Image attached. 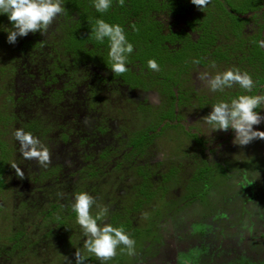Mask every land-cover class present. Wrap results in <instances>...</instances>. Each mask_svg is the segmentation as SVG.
Wrapping results in <instances>:
<instances>
[{"label":"flooded vegetation","instance_id":"1","mask_svg":"<svg viewBox=\"0 0 264 264\" xmlns=\"http://www.w3.org/2000/svg\"><path fill=\"white\" fill-rule=\"evenodd\" d=\"M219 1L224 2L225 8L228 6L226 0ZM260 4L259 8L239 15L243 22L242 32H247L250 37H256L257 46L259 41L264 40V0H261ZM176 7L174 10L160 3L158 10L150 12V15L155 14L153 20L157 21V27H160L161 33L165 36L161 45L169 49L170 53L183 48L185 40L195 43L204 36L203 30L199 28V22L193 21L199 9L193 7L192 3L186 8L179 4ZM207 7L212 6L208 4ZM89 10L92 14V9ZM110 11L117 13V8L113 5ZM143 15L141 13V16ZM71 19L72 17L65 12L56 18L45 35L39 32L29 33L26 37L31 38L28 43L32 45L28 46V43L23 41L26 44L25 49L29 48V51L21 52L24 44L21 45L19 41L24 37H18L20 47L18 54L24 57L19 62H13V65L8 64L12 73L7 75H11L9 80L13 82L11 86L15 85L16 90L13 91L12 98L10 92H6L5 89L3 100L8 102L11 98V101H24L27 98L30 99L27 105L37 104L46 118L38 112L28 121L35 128H23L26 132L36 133L37 138L39 135H47V141L44 143L47 148L50 147L49 142L52 140H57V144L49 149L52 153V162L48 167L40 168L35 160H26L27 163L19 166L24 172V177L18 191L24 188L21 191L24 194L19 192L18 196H14L13 207L6 212V217L10 214L17 215L24 206L25 209L34 206L33 201L42 207L50 199L48 194H44L46 191L51 193L54 191V197L60 196L61 189L68 192H70L68 189H71L72 192L78 184L81 186V192L89 193L96 199L97 204L108 208L105 222L109 224L117 214L129 220L137 229L144 224L146 216H150V219L151 215L158 218L156 233L150 234L149 228L144 226L148 238L143 242V247L152 246L153 256L149 257L143 251L135 250L136 254L131 256L129 261L124 258L114 259L112 264H215V261L209 262L211 253L224 256L230 253L228 251L230 247L243 253V246L238 243V240L246 238L243 230L237 231V236L231 235L230 232L237 226L243 229L248 227V224L256 226L251 222L250 214L253 212L250 211V206L247 207V203L242 208L239 219L234 218L226 209L214 210L204 220H201L203 217L199 214L192 219L184 215L185 212H181L185 218L178 212L181 205H192L199 200L200 206H204L203 199L212 194L213 189L206 179V174L208 171L213 172L214 162L222 167L226 166V163H223L225 155L239 147L233 143L234 130L208 133L210 127L204 121V117L212 111L213 105L221 101L231 102L230 94L226 92L227 88L222 93L212 92L197 79L198 72L207 71L211 76H215L231 69L230 66L224 68L221 66L222 63L215 61L217 54L213 55V52L217 48L221 49L219 36L212 37L215 39L214 43L209 42L210 62L205 65L193 63L187 72L175 73L176 78L162 83V77L146 68L139 59L128 61V72L119 76L113 74L110 69L107 38L101 44L95 38L85 35L84 37L88 38L82 42V48H86L87 51L76 54L75 51L67 49L61 44L60 28L65 25L71 26L72 23L76 25L75 22L71 23ZM169 37L172 39H168ZM127 40L130 41L128 38ZM94 41L98 44L93 45ZM148 41L150 42V39ZM133 47V52H136L134 45ZM74 50L78 51L77 47H74ZM226 55L229 56L230 52ZM42 56L47 57V60ZM64 58L67 59V65L64 64ZM234 59L237 60V56ZM213 63L215 67H212ZM48 64L49 68H45ZM52 77H55L54 81ZM111 95L113 99L110 98ZM42 99H45V102ZM18 108L24 112L28 107L22 103ZM256 111L264 116V108H258ZM15 115L10 116L8 113L11 120L17 123L20 116L19 113ZM20 121H23L22 124L25 123L24 120ZM56 123H62L64 127L56 130L54 128ZM166 134L179 140L187 135L192 142L188 139L183 145L188 147L191 143L192 150L168 155V148L161 143ZM14 148L12 164L22 155L16 151V147ZM31 161L35 164L30 165ZM12 164L4 172L6 182L8 172L15 170L11 167ZM107 165L113 173L109 171L103 173L102 170ZM195 165L199 170L194 177L192 173L196 171ZM77 168H82L81 172L86 175H80L81 178L72 179L61 186V177ZM172 169L181 172L182 183L169 180ZM91 171L95 172L93 177L89 176ZM33 173L35 175L31 177ZM45 173L50 177L51 190H47L45 187L47 185L43 186L44 189H39L40 186L36 184L37 177ZM57 175H60L59 179H56ZM239 178L245 194L250 193L248 201L250 203L251 198H254V192L251 190L254 181L256 183L259 181L247 179L242 173ZM55 183L59 184L57 188ZM188 183L193 186L190 192L184 189ZM184 192L187 193L186 196L183 195ZM74 195L72 194L71 199L62 200L61 203L64 206L69 204L72 206ZM158 197L161 200L174 201L173 206L160 211ZM0 204L5 206L7 203L3 201ZM6 207L8 209V206ZM97 211L94 205L91 214L95 216ZM182 219L187 220L186 227H183L185 222ZM248 220L250 221L247 224ZM29 228L26 231H29ZM33 231L32 233L36 234L38 229L34 228ZM248 231H252V228ZM41 238L27 240L23 246L31 249H37L39 246L44 249L46 246L50 247L45 256L54 259V246L50 239ZM250 240L252 239L249 238ZM206 255H209L207 260ZM1 258L2 264H16L14 261L10 262L12 259L8 254L3 253ZM226 262L228 261L222 264H229Z\"/></svg>","mask_w":264,"mask_h":264},{"label":"trees","instance_id":"2","mask_svg":"<svg viewBox=\"0 0 264 264\" xmlns=\"http://www.w3.org/2000/svg\"><path fill=\"white\" fill-rule=\"evenodd\" d=\"M260 1L261 0H226L228 6L225 8L223 6L224 2L211 0L209 4L212 7H207L206 10L204 8L202 11L199 10L198 15H195L193 20L199 22V28L203 30L202 33L204 36H201L195 43L185 40L183 42V48H179L176 51L173 50V53H170L169 49L161 45L162 39H165V36L161 33L160 27H157V21L153 20L155 14L150 15V12L152 10H158L160 8V3H162L164 7L168 6L174 10L177 9L176 6L178 4L186 8V6L191 3V0H125L123 7L119 6L118 0H113L112 7L114 5V7L117 8V13L113 12L114 14L110 11L112 7L106 13L97 12L93 6L94 0H63V6L66 9L65 12L72 17L71 23L75 22L76 25L72 23L71 26H61L62 36L60 37V41L63 46L75 51L77 54L85 50L87 51L86 48H82V42L88 38L84 37L85 35L94 39L93 28L95 27L96 20L103 19L109 24H119L123 27L126 38L130 40L128 42H132L131 44L134 45L137 50L128 56V61L139 59L146 68L150 69L148 67V61L155 60L160 70L154 72L162 77L161 82L164 83L165 81L167 82V80L169 81L170 79L176 78L175 73L179 74L181 71L187 72L188 68L193 65L194 60H199L203 65L210 62L209 57L211 54L209 53V46L211 45L209 42L214 43L213 41L215 39L212 37L219 36L221 49L217 48L213 52V55L217 54V59H215V61L220 64L222 63L221 66L224 68L230 66L231 69H239L241 72L249 73L255 82V87L251 92H245L239 85L227 88L229 92L227 90L226 92L230 94V100L238 98L240 95H264V50L256 45V37H250L247 32H242L243 22L239 17V15L245 14L247 11L259 8L261 5ZM143 6H147L148 8H144ZM193 7L197 8L194 5ZM89 8L92 9V14L89 12ZM203 11H206L205 14H202ZM141 13L144 15L141 16ZM11 29L12 24L9 22L7 15L0 14L1 51L13 49L14 52L18 49V38L15 44L7 42V31ZM148 39H150V42ZM168 39H172V37ZM97 44L98 43L94 41L93 45ZM25 45L26 44H24V46ZM27 45L29 46L32 44L28 43ZM74 47H77L78 51L74 50ZM164 51L166 53H164ZM228 52H230L229 56L226 55ZM236 56L237 60L234 59ZM166 66L174 68V76H168L166 73L164 74V68ZM11 73L12 69H10L8 63L5 61L2 63L0 61V79L5 77L9 80L11 75L8 76L7 74ZM54 80L55 77H52V81ZM9 83H11V85L13 84L11 81ZM4 86L6 85L4 84ZM0 90H2L3 93L5 89L1 86ZM22 125L29 129L35 128L33 124L31 125L29 123ZM4 172L0 170V187L7 185ZM94 173L95 172L91 171L89 176L93 177ZM54 185L56 188L59 186V184L56 183ZM60 185L62 186L63 184ZM79 186L80 185L77 184L74 189L75 195L81 193V186ZM47 190L51 189L47 187ZM53 195H55L54 191H52V193L49 191L50 199L46 202V207L44 205L41 207L33 201L34 206H30L25 210H19L21 214L19 215L20 221H15V215L13 214L6 217L5 214L8 209L6 206L0 204V222L4 220V222L1 223L2 225H0L3 229L5 228V233L8 234L7 238H3V236L0 237V264H2L3 259L1 256L3 253L11 256L12 261L10 262L14 261L16 264H68V260L72 261V264H75L74 252L76 249H79L86 256L85 264H101V261L93 254L87 253L84 249V240L86 237L84 236L83 229L77 223V214L73 211L72 206L70 204L64 206L61 203L62 200L52 199L51 197ZM32 211H34L37 216L43 215V224L39 222L35 223L32 219L27 220V217H30ZM54 224L57 226L55 227ZM111 225L116 228L122 227L130 238L136 240L134 232L137 231V228L133 227L131 222L126 218L117 214V216L113 217L111 220ZM8 226H10V228ZM27 228H29V231H26ZM34 228L38 229L36 234L32 233ZM148 231L151 233L150 228ZM54 236H60L59 238L61 239V241L57 243V247L54 248V253L52 252L54 254V259L51 257L49 259L48 257L46 258L45 253L47 251L41 246L37 249L25 248L23 246L25 241H30L32 238L36 240L41 237L49 238ZM37 243L40 244V241ZM141 245L143 246V243ZM141 245L135 244V250L140 249ZM118 250L120 253L119 257L107 261L106 264H112L114 259L120 260L123 258L124 253L127 252V249L123 245L118 246L116 251L118 252Z\"/></svg>","mask_w":264,"mask_h":264},{"label":"rangeland","instance_id":"3","mask_svg":"<svg viewBox=\"0 0 264 264\" xmlns=\"http://www.w3.org/2000/svg\"><path fill=\"white\" fill-rule=\"evenodd\" d=\"M57 33H55L56 35ZM35 38V37H34ZM22 41H19L20 44H24L23 41H26V43H28V41L31 40V38H27L24 37L21 39ZM5 41V40H4ZM15 48V47H13ZM18 48L19 45H18ZM30 49H25L24 45H22L21 48V52H25V51H29ZM10 51V52H9ZM9 51H1L0 49V61L3 63V61L7 62L9 65H13V62L16 63V61L19 62L20 59H22V57H24V55H20L18 53H20L19 49H17V51L13 52V49L9 50ZM3 52V53H2ZM39 57H41L39 55ZM42 58H44L42 56ZM47 57H45L44 59H46ZM10 62V63H9ZM64 64L67 65V59L64 58ZM49 65H46L45 68H49ZM164 71V74L166 73L168 76H174L173 72L175 71L174 68L166 66ZM8 83H7V82ZM11 80H7L5 77H2L0 79V87L2 86V88L6 89V92H10V97L13 98L14 93L13 91L16 90L15 89V85L11 86V83H9ZM12 82V81H11ZM4 84L7 86H4ZM14 87V88H13ZM11 90V91H9ZM2 90H0V170H2V172H6V170L9 169L10 164H12V161L14 158V147H16V151L19 152V142L15 140L14 138V132L16 129H23L25 132L26 130L23 128V125L20 126L23 121L20 120H24L26 124L28 123V121L31 120V118H33V116H35V114L39 112L40 115H42L43 113L40 112V109L37 107V104L35 105H27L28 102H30V99L26 100L24 99V101L21 100H17V101H11L9 100L8 102L6 100H3L5 98H3L5 96V94L3 95ZM45 97V95H44ZM111 99H113V95L110 96ZM20 99V98H18ZM107 99V98H106ZM45 102V99H42ZM28 101V102H27ZM25 104L28 108H25V111L23 112L20 108L21 104ZM104 105L106 106L107 104L104 103ZM41 106V105H39ZM17 109V111L15 112V109ZM28 109V110H27ZM6 110V111H5ZM43 110V109H42ZM9 113L10 116H14V114H16L15 116L18 115L20 116V120H17V123L14 120H11V117L8 116L7 113ZM18 112V113H17ZM13 113V115H12ZM42 116L45 117V115L43 114ZM11 120V121H10ZM18 122H20L18 124ZM17 124V126H16ZM56 126L54 127L56 130H59L60 128H63L64 125L61 123L59 124H55ZM255 130L258 131H264V121H262L259 125L254 126ZM53 131V130H52ZM31 133V132H30ZM33 135L36 137V133H33ZM48 136L47 135H39L38 139L41 141L42 144H44L47 141ZM215 138H216V134H215ZM181 139V137H180ZM189 139V141L192 139L189 138L187 135L183 136L181 140L178 139H174L171 137V135L166 134L165 136H163V139H161V143L164 144L165 147L168 148V152L167 154H174V153H179L182 151H191L192 150V145L191 143L189 144V146L186 147L183 145V142H187V140ZM217 139H220L217 137ZM234 140V139H233ZM54 141V144H53ZM188 141V142H189ZM15 144V146H14ZM57 144V140H52L51 142H49V146H54ZM238 145V144H237ZM238 149H233L230 151H234V152H230L229 154L225 155V159L223 163H226V166L222 167V165L214 162L215 166L213 169V172L210 173V171H208V174H206V179L208 180V182L210 183V186L213 188L212 189V194H209V196L205 197L203 199L204 202V206H200L201 203L199 200L198 202H196L195 204L192 205H188V206H184L181 205L179 208L180 215L182 217L185 218L184 215L188 216V217H192V219H194L193 217H195L196 215H200L203 217L204 220L206 217H208V214H212L214 210L219 211L222 209H226L228 212L232 213L234 218L236 217L237 219H239L241 217L242 214V208L245 206V203H247V207L250 206V211L253 212L252 215L250 214V218H251V222L256 224V226L252 227L249 223L250 220L246 221L248 224V227L246 228H241L240 226L235 227L234 229H232V231L230 232L231 235H238V232L243 230V235H245V240L242 239V241L238 240L239 245L243 246V253L242 252H238L236 248H232L230 247V249H228V251H230V253H226V255L223 256V254H215L211 253L210 261H215V264H222L225 263V261L227 260L228 262L226 263H231L232 260L234 262H232L231 264H243V262H245V264H264V140H260V139H256L253 142H251L250 144L246 145V146H240L238 145ZM50 147L48 149H50ZM240 151V153H238ZM177 153V154H178ZM27 163L26 160H24L23 156H19L16 164H18V166H22L23 164ZM196 163L199 165V163L196 160ZM30 165H34L35 162L31 161L29 163ZM41 168V166H40ZM196 169V171H193V176H197V171L199 170V168L195 165L194 167ZM82 168H77L76 170L72 171L71 173H68L65 176L61 177V184L67 183L70 180H74V179H79L81 178L80 175H86V173L81 172ZM107 169V170H106ZM111 169H108V165L106 166V168L103 171H110ZM171 172L169 173V180L171 182H179L182 183L183 180V175L181 174V172L172 169L170 170ZM56 173V172H55ZM107 173V172H106ZM113 173V172H112ZM111 173V175H112ZM181 175H180V174ZM244 175V177L246 176L247 179H253V180H258L259 182H255L254 181V187L251 189L254 192V198H251L250 203L249 201V197H250V193L247 192L245 194V190L241 187L240 185V178L239 176ZM31 174V173H29ZM35 174L33 173L31 177H33ZM59 179L60 175H57ZM193 179V177H191ZM14 180H17V182H13ZM21 178L18 177L16 175L15 170L14 171H10L8 172V178H7V184L5 186H1L0 187V191L2 192L0 194V202L2 203L3 201L5 202V206H8V210L13 207L14 204V196H18V193L20 192V194H24L21 193V191H23V189L19 190V187L22 186V181ZM49 181H50V177L48 175V173L45 175H41V177H37V185L40 186L39 189H44L43 186L48 187L49 189ZM13 182V183H12ZM184 182V181H183ZM256 184V185H255ZM74 185V183H73ZM186 192H190L191 190H193V186L188 183L186 184V187L184 188ZM66 190V189H65ZM65 190H61L62 195L60 194V196H55L54 195L51 197L52 199H60V200H65L67 198L71 199L72 194H74V191L71 192V189H68L70 192L65 191ZM249 190V189H248ZM186 192H184V196H186ZM36 195V192H34ZM45 195H49V192L46 191L44 192ZM75 196V195H74ZM257 196V197H256ZM157 197V196H156ZM239 198V200H237ZM158 199H160L158 197ZM7 200V201H6ZM161 200V199H160ZM159 200L158 206L160 207V211H164L167 207L171 208L173 206V202L174 201H167V200ZM74 202V201H73ZM191 204V203H190ZM4 205V204H3ZM46 207V205H44ZM200 206V207H199ZM205 207V209H204ZM25 210V206L22 208ZM3 210V209H2ZM4 212V211H3ZM181 212H185L184 215ZM18 215H15L14 219L15 221H20L19 220V215H21L20 213H17ZM152 214V212H151ZM147 215L148 211H147ZM43 216V215H42ZM41 215H36L34 211L31 212L30 217H27V220L32 219L35 223L39 222L41 224H43V217ZM152 218L150 219V216L147 217L146 216V220L144 221V224H141V227L139 229H137L136 232H134V237L136 240L135 244L136 245H141L145 240H147V234L145 232L146 228L144 226H147V228L151 229V233H156L157 231V223H158V218H155V216L151 215ZM233 219V218H232ZM13 220V219H12ZM152 220V221H151ZM185 222V226L186 227V222L187 220L182 219ZM8 221V220H6ZM140 221V220H139ZM4 222V220H1L0 224ZM246 222H245V226H246ZM2 225V224H1ZM0 225V232H1V236H3V238H7L8 234L5 233L4 229L1 227ZM54 226L56 227L57 225L54 224ZM244 226V227H245ZM252 228V231H248ZM76 230V229H75ZM245 230V231H244ZM7 231V230H6ZM238 231V232H237ZM60 236H54V237H49L50 238V243L55 247H57V243H59L61 241V239L59 238ZM249 238H251L252 240L249 241ZM248 240V241H246ZM244 241H246V243L244 244ZM56 242V243H55ZM244 244V245H243ZM30 247V245H29ZM48 248L50 247H45V250L48 251ZM240 249V248H239ZM238 249V250H239ZM141 250L144 252V254L150 256H153V249L152 246L149 247H143L141 245L140 249H138V251ZM120 255L119 250L117 252V255L115 256L116 258H118ZM237 256V257H235ZM124 260L129 261L131 256L128 255V252H125L123 255ZM206 260L209 258V255L205 256ZM143 259V257H142ZM141 259V260H142ZM240 259V260H239ZM239 260V261H237ZM150 262L152 261V259L149 260ZM152 263V262H151Z\"/></svg>","mask_w":264,"mask_h":264},{"label":"clouds","instance_id":"4","mask_svg":"<svg viewBox=\"0 0 264 264\" xmlns=\"http://www.w3.org/2000/svg\"><path fill=\"white\" fill-rule=\"evenodd\" d=\"M210 2L211 0H191V3L201 11ZM112 3L113 0H94L93 6L97 12L106 13L112 7ZM118 4L123 7L125 0H118ZM65 11L63 0H0V14L7 15L12 24V29L7 31V42L10 44H15L18 37H26L29 33L39 32L45 35L56 18ZM93 33L97 42L103 44L106 38L109 42L108 56L112 73L119 76L128 72V56L134 51V47L128 42L123 27L98 19ZM258 44L264 48V40ZM193 63L199 65L200 61L194 60ZM148 67L153 71L160 70L155 60H149ZM212 67H215L214 63ZM197 79L212 92H222L234 85H239L245 92H251L255 87L250 74L239 69H229L215 76L202 71L198 72ZM258 108H264V95H240L230 103L221 101L213 105L212 111L204 117L205 124L210 127L208 133L232 129L235 133L233 143L240 146H246L256 139L264 140V131L254 129V126L264 121V116L256 111ZM14 138L19 142V152L24 160H35L39 166L45 168L51 164L52 153L32 133L16 129ZM11 167L15 169L16 175L23 179L24 172L18 164L13 163ZM94 205L98 209L95 216L91 214ZM72 209L77 214V223L86 237L84 249L101 261V264L115 258L120 245L127 249L128 255L136 254L135 241L122 227L116 228L105 222L108 208L97 204L92 195L87 192L76 194ZM74 259L75 264H85L86 256L76 249ZM68 264H72V261L68 260Z\"/></svg>","mask_w":264,"mask_h":264}]
</instances>
